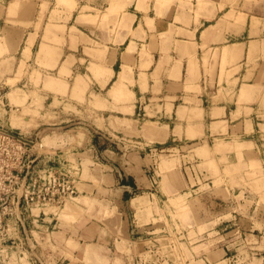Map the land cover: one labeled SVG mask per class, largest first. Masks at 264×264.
<instances>
[{
  "label": "crops",
  "instance_id": "0c3cea01",
  "mask_svg": "<svg viewBox=\"0 0 264 264\" xmlns=\"http://www.w3.org/2000/svg\"><path fill=\"white\" fill-rule=\"evenodd\" d=\"M6 1L0 0V39L5 32L10 53L0 57V99L8 100L4 97L10 94L7 82L17 80L21 62L30 64L33 59L40 73L47 66H57L60 71L66 64L75 75L71 90L78 77L87 82L88 75L79 71L87 63L108 74L106 80L101 79L105 87L95 80L94 72L89 76L90 128L94 141H108L104 146L92 145V159L101 155L106 160L113 192L126 204L128 230L131 226L149 233L153 222L144 215L150 209L169 216L186 207L192 213L189 220L199 218L207 229L201 234L197 232L200 225L195 228L193 245L186 235L189 230L184 232L192 258L186 259V251H182V255L170 256L173 264H264V177L255 176L250 169L253 158L259 162L264 153V109L258 103L264 96V0H112L108 9L118 10V16L112 18L126 20V30L119 35L95 36L96 41L92 38L98 44L92 50L101 58L91 62L87 56L80 57L84 37L79 33L71 34L68 45L59 48L43 43L45 28L36 32L34 21L40 19V13L34 10V2L25 1L30 10L11 18L18 21L16 25L5 24L9 12L5 5L16 0ZM51 32L48 28L47 35ZM71 37L77 39L76 49L70 47ZM14 55L21 57L20 63ZM223 67L220 95L217 87ZM96 70L97 75L104 74ZM23 80L17 83L19 92L12 95L22 101V93H26L28 110L24 115L9 99L8 118L5 115L1 120L10 124L8 129L29 134L25 137L33 141L30 146L35 157L44 133L67 129L74 115L64 111L65 106L77 109L81 105L71 97L64 98L59 89H45L44 79L38 87L32 84L31 75ZM234 88L238 89L236 97L231 93ZM36 94L45 106L37 111L32 105ZM241 98L246 101L239 102ZM20 121L23 127L14 125ZM81 124L89 126L86 121ZM150 129L155 134L148 133ZM116 134H123L126 140L115 141ZM109 141L122 146V153L111 150ZM163 152L166 154H159ZM43 155L45 164L50 156ZM162 156L174 158L163 161ZM170 160H174L171 167ZM208 162L220 172H210ZM77 163L82 162L77 159ZM227 169L230 174L224 172ZM218 178L221 182L215 185ZM250 179L258 180L257 186ZM48 219L30 218L23 224L28 244L36 242L34 228L49 230L53 220ZM181 223L171 216L168 225L177 244L183 238L178 235ZM162 231H169L166 225ZM146 235L138 240L147 243ZM9 241L8 246L0 243V264H10L14 256L17 264H23L22 251L12 250L21 247L18 235L10 236ZM26 252L31 260L34 254Z\"/></svg>",
  "mask_w": 264,
  "mask_h": 264
},
{
  "label": "rangeland",
  "instance_id": "374dc122",
  "mask_svg": "<svg viewBox=\"0 0 264 264\" xmlns=\"http://www.w3.org/2000/svg\"><path fill=\"white\" fill-rule=\"evenodd\" d=\"M8 1L11 0H7L6 2ZM25 1L34 2V10L40 13V19L34 22H36V32L40 30L43 31L45 28L43 43L47 46L59 48L68 45V37L70 38L71 34L79 33L84 37L82 40L84 49H80L79 54L82 58L87 56L88 62H91L92 59L96 60L97 58H101L100 56L98 57L96 50H92L94 46L98 45L95 42L97 40L95 36L119 35L124 29L126 30V20L112 18V16H118V10L113 9V6L108 9L112 0H16L12 5L8 3L5 5L7 7L9 6L8 19L5 21V24L12 23L16 25L18 21L11 18L30 10ZM2 24H4V22ZM77 25H82V27L76 29ZM70 26L71 29L69 32ZM48 28H51L52 32L47 35ZM93 33L94 37L92 36ZM92 38H94L93 40L95 41H92ZM70 44L72 49H76L77 39L71 37ZM7 45L8 38L4 32L3 39H0V57L7 56L8 53H10ZM37 52L38 47L35 49V56H37ZM40 56L39 54L38 60H40ZM14 57H18V61L19 58H21L17 55H14ZM214 58L217 59V57ZM33 62H35V59H33ZM33 62L30 64L21 62L16 75L17 80H9L7 82L12 89L10 88V91H8L10 94L4 96L8 97V100H4V98L0 99V128L23 139H29V134L27 135L25 131H12L8 129L10 124L6 125V122L3 124L1 120L2 117L6 115L7 110H11L8 105L9 99H11V105L17 106L25 115L28 110L26 101L29 96H27L26 93H22L24 100L17 101L16 98H13L12 94L14 92H19L16 90L17 83L20 80L27 79L29 75H31L32 84L34 83L35 86H40L44 79L45 89H59V93L62 94L64 98L69 99L71 97L72 100L74 99L76 102L80 103L81 107H77V109L70 105L65 106L64 111L74 115L70 122H68L67 129L64 131L44 133L42 139L38 140L42 143L43 147L40 148L39 143L38 147L36 146L35 148L36 170L42 169L44 165L55 167L54 169L56 172L64 173L66 179L74 186L75 193L69 195L61 206L42 205L39 203V205L34 204L32 207H27L25 205L26 200L18 206V202L21 199L18 201L17 197V199H15L16 201H14L9 197L16 194H18V196L21 195L25 188V180L23 177L26 174V166L28 165L27 153L23 161L24 166L19 165L17 171H15L16 174L25 169L23 175L20 173L18 183L10 186L9 181H7V187L10 192L8 198L10 200H7L8 203L4 205H12L13 210L11 213H3V222L0 223V239L2 240L4 238L2 242L5 246L12 244V242L9 241L10 236L18 235L20 240L19 246L21 247L12 250L22 251L20 255H25L21 260L23 264H30V261H32L33 264H173L174 257L169 260L170 256H174V254L177 253L182 255L180 253L182 251H186V259L192 258L188 249V245L190 244L185 242L187 237H184V232L189 230V233L186 235L189 240L192 241L191 245H193V241H195L194 237L196 236V232L194 231L195 228L200 225L197 232L201 234L207 229V225H202V220L199 218H192V220H189V213L191 212L188 211L186 207L178 213L170 212L172 215L169 216H166L162 210L158 211L157 215L155 211L150 209L147 211L146 215H144L149 223L153 222L151 223L153 225H149L153 227L147 230L149 233L143 232L142 230H145L144 228H140L139 230L141 231H138L136 227L131 226L128 230L125 217L126 211L124 210L126 204L122 203L120 198L113 192L111 182L108 180L109 178L107 176L110 171L108 166L104 165L106 160L101 155L97 158L96 154H94V157L97 159H92V155L95 152L92 145L95 144L97 147L104 146L105 143L103 142L108 141L103 138L97 140V142L94 141V133L90 128V125L93 123L90 111V96H86L92 86L89 76L91 72H94L95 80H106L108 76V74L106 75V71L98 67L91 68V64L87 63L83 69H79V71L88 75L86 77L87 82H85L83 78L78 77L74 84V88L71 90L75 75L69 71L66 64L60 71L57 66H47L44 72L41 71L40 73L37 67H34ZM82 63H85V61L83 60ZM225 65L226 64L223 66ZM96 69H101L104 74L97 75ZM225 71L226 69L223 67L220 78L221 81L219 87H217L220 95L224 90L222 81ZM233 71H235V69ZM233 71L228 73L227 78L232 75ZM101 85L105 87L102 81ZM217 88L214 90L216 91ZM262 89L261 92L264 93V89ZM237 90V88H234L231 92L233 97L237 96ZM128 95L130 94H127V96ZM34 97L35 100L32 105L35 106V110L37 111L40 108L44 109L45 106L43 105L42 98L37 94ZM244 101L246 100L242 98L239 100V102ZM258 103L259 106L264 109V96L262 99H259ZM95 104L98 107L101 106L96 101ZM56 105H59V103L56 102ZM6 118H8V114ZM3 121H5V119ZM83 121L88 122L89 126L82 125L81 122ZM19 123L20 124L16 123L14 125L23 127V123L21 124V121ZM148 133L155 134L154 130L151 129L148 130ZM114 139L115 141H125L126 137L123 134H116ZM19 143L26 144L23 141H19ZM108 144L111 145V150L116 153L121 154L122 150H124L122 146H117L116 143H112L111 141H109ZM259 153L258 151V154ZM43 154L47 156V159L48 156H52V160L44 164L43 161H41L42 156H44ZM159 154H166V152ZM59 155H62V157L60 156V162H58ZM104 156L108 159L110 158L106 153ZM112 156V158H115V155ZM169 158L172 159L174 157L162 156L163 161L166 159V161H168ZM77 159L82 163L78 164ZM253 159H255V161L251 163V171L256 172L254 173L255 176L262 175L261 178L264 177V153L260 156L259 162L256 161L255 157ZM173 161L174 160H170L169 167L174 165ZM206 165L210 172H215V170L217 174L220 172H218V168L216 169L215 164L208 162ZM160 168L163 170L162 165ZM79 169H81V171ZM224 172L230 174L229 169ZM46 180L48 179L46 178ZM250 181L257 186L258 180L250 179ZM220 182L221 179H215V185H219ZM262 201L264 202L263 198ZM34 207L36 208L34 209ZM32 208L34 209V214L32 213V215H30ZM197 208L198 204L194 209L197 211ZM43 211L46 212V215H44ZM195 214H198V212H195ZM171 216L173 220L180 218L182 221L181 225L178 227V235H182L183 238L180 239L178 244L176 237L170 236L172 228L168 227V225L171 223ZM41 217H48V220H53L50 223L49 230L34 228V230L36 229L34 231L36 242L28 244L22 226L26 224L30 218ZM225 218H230V215ZM9 223H11V225ZM164 225H166L169 231H162ZM166 234L170 238H168ZM141 235H146L145 239L147 243L138 240V237ZM126 238L129 239V241H126ZM32 246L34 252H32ZM2 248L3 246H0V254L2 253ZM27 250L31 252L32 255L34 254L31 260L28 259L30 255L26 252ZM155 251H157L158 255H154ZM25 252L26 254H24ZM17 255H19V253H17ZM162 255L164 258H161ZM16 259V256L10 259V264H17L18 259Z\"/></svg>",
  "mask_w": 264,
  "mask_h": 264
},
{
  "label": "built area",
  "instance_id": "2783aa9c",
  "mask_svg": "<svg viewBox=\"0 0 264 264\" xmlns=\"http://www.w3.org/2000/svg\"><path fill=\"white\" fill-rule=\"evenodd\" d=\"M24 143H19L15 138L5 135L0 132V223L3 222V213H11L13 210L12 205H4L11 198L16 201L18 197V206L26 200V206L32 207L34 204L39 205H55L61 206L64 200L75 193L74 186L66 179L63 172H56L55 167L44 165L42 169L36 170V158L31 153L32 147ZM40 148L43 147L42 143L39 144ZM28 153V154H27ZM27 154L28 165L26 166V174L23 177L25 188L21 195L18 194L9 197V189L7 181L10 186L16 185L18 179L25 169L16 173L19 165L24 166V158ZM49 158L48 162L52 159ZM61 158L58 156V162ZM6 172H5V171ZM46 178L48 180H46ZM10 199H9V198ZM11 200V203H12ZM0 239V243H1Z\"/></svg>",
  "mask_w": 264,
  "mask_h": 264
},
{
  "label": "water",
  "instance_id": "95a60500",
  "mask_svg": "<svg viewBox=\"0 0 264 264\" xmlns=\"http://www.w3.org/2000/svg\"><path fill=\"white\" fill-rule=\"evenodd\" d=\"M0 132L3 133V134H5V135H8V136H10V137H12V138H15V139H17V140H19V141H23V142H25V143L28 144V145H32V144H33V141H29V140L23 139V138H21V137H18V136L14 135V134H12V133L6 131V130H3V129H1V128H0Z\"/></svg>",
  "mask_w": 264,
  "mask_h": 264
}]
</instances>
